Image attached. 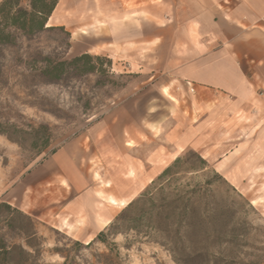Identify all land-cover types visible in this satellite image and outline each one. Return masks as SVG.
I'll list each match as a JSON object with an SVG mask.
<instances>
[{
  "label": "rangeland",
  "instance_id": "1",
  "mask_svg": "<svg viewBox=\"0 0 264 264\" xmlns=\"http://www.w3.org/2000/svg\"><path fill=\"white\" fill-rule=\"evenodd\" d=\"M115 32L55 28L5 51L0 123L16 142L0 135V203L33 219L39 264H64L66 257L67 264H101L109 248L99 242L86 245L124 207L113 206L112 200H134L175 158L190 152L199 154L206 168L183 181L212 182L223 189L226 185L248 203L245 219L252 245L247 252L264 264V77L248 78L249 93L241 103L176 75L179 61L173 71L168 69L169 60L179 57L164 45L153 64L145 54L140 55L141 67L118 58L111 39ZM110 50L118 57L108 58ZM87 51L110 60L107 76L43 84L25 69L39 58L64 60ZM17 59L26 65L18 66ZM39 124L51 132L44 150L31 147L25 134ZM11 125L24 133L14 132ZM62 148L87 188L82 197L68 182L49 180L54 171L48 162ZM65 219L74 233L64 228ZM99 220L106 225L100 226ZM137 239L132 233L108 238L118 264H174L165 251ZM125 240L131 243L126 246Z\"/></svg>",
  "mask_w": 264,
  "mask_h": 264
},
{
  "label": "trees",
  "instance_id": "2",
  "mask_svg": "<svg viewBox=\"0 0 264 264\" xmlns=\"http://www.w3.org/2000/svg\"><path fill=\"white\" fill-rule=\"evenodd\" d=\"M58 1H0V85L6 79V50L17 48L21 39L30 40L44 31L55 28L63 31L62 27L47 26ZM16 64L26 65L20 59ZM110 64L104 56L83 53L64 60L39 58L25 69L36 82L54 84L63 78L90 74L107 76ZM3 127L0 123V135L16 142ZM10 128L24 133L16 125ZM29 130L25 134L31 138V147L39 146L44 150L49 146L51 132L47 126L39 124ZM205 168L206 161L197 153L175 158L113 217L105 231L99 232L86 246L94 242L107 246L108 254L102 256L101 264H118L117 254L113 255L108 238L127 237L132 233L138 242L165 251L174 264H258L259 256L247 252L252 245L251 227L245 219L248 203L226 185L223 189L212 182L183 181L185 175ZM213 174L214 178L222 180L218 174ZM38 240L30 216L8 203H0V264H39ZM125 242L126 246L131 243ZM74 245L81 246L79 243ZM64 264H67V257Z\"/></svg>",
  "mask_w": 264,
  "mask_h": 264
},
{
  "label": "crops",
  "instance_id": "3",
  "mask_svg": "<svg viewBox=\"0 0 264 264\" xmlns=\"http://www.w3.org/2000/svg\"><path fill=\"white\" fill-rule=\"evenodd\" d=\"M47 26L70 32L116 31L111 39L121 56L113 57L140 67L141 54L153 64L164 45L171 56L179 57L169 60L168 69L173 71L179 61L176 75L241 103L249 93L248 78L264 77V0H59ZM110 52L106 56L113 59ZM48 165L54 171L49 180L68 182L78 197L85 195L87 188L79 182L80 172L65 148L55 152ZM129 202L113 199L111 204ZM99 225L106 223L99 220ZM63 226L69 233L76 231L67 219Z\"/></svg>",
  "mask_w": 264,
  "mask_h": 264
}]
</instances>
